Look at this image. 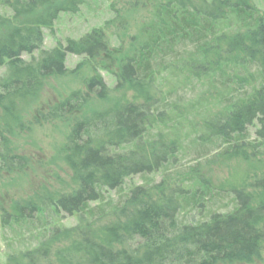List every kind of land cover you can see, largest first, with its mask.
<instances>
[{"label": "trees", "instance_id": "obj_1", "mask_svg": "<svg viewBox=\"0 0 264 264\" xmlns=\"http://www.w3.org/2000/svg\"><path fill=\"white\" fill-rule=\"evenodd\" d=\"M87 1L0 0V68H5L0 76V168L5 171L26 167L28 160L13 153V141L30 131L32 124L24 121V113L38 101L46 82L66 74V56L95 59L107 53L98 30L79 40H67L64 46L42 48L43 30H52L60 14H74ZM232 1L176 0L163 7L164 18L160 15L154 39L147 43L151 46L119 65L113 91L121 97L76 119L58 152L74 188L68 193L42 189L13 203L11 214L2 216V226L9 231L15 223L31 224L37 215L57 219L60 214H78L77 225L65 228L45 221L50 225L46 236L35 247L7 254L5 264H249L259 259L264 246V200L255 203L253 192H264V174L253 179L245 175L238 184L225 181L235 210L213 213L208 222L198 224L184 225L178 219L184 201L198 207L210 193L209 183L197 169L189 174L190 187H183L179 179L176 184L162 180L151 187L131 188L121 205L108 210L89 208L90 203L100 201L102 189H120L133 176L152 174L176 161L177 145L161 143L160 132L157 141L146 137L160 95L157 80L161 71L155 57L159 43L168 41L159 36L167 31L164 35L174 38L164 46L166 51L161 50L174 54L171 50L178 42L185 45L177 38L180 22V32L189 31L199 58L187 63L192 77L198 78L199 71L232 77L241 71L240 84H257L249 94L232 98L224 112L205 124L209 139L228 145L219 156L243 161L255 157L257 152L250 155L247 149L256 147L243 138L253 126L258 146L264 145V18L252 17L248 0ZM230 12L236 13L243 30L218 35L217 24ZM35 52L39 53L36 58L32 57ZM23 55L31 56L30 60H23ZM209 57L214 59L209 62ZM84 86V94L72 93L39 113L34 122H54L79 113L90 95L97 102L109 101L111 91L98 74ZM125 93H131L130 100ZM199 141L206 143L202 137Z\"/></svg>", "mask_w": 264, "mask_h": 264}, {"label": "rangeland", "instance_id": "obj_2", "mask_svg": "<svg viewBox=\"0 0 264 264\" xmlns=\"http://www.w3.org/2000/svg\"><path fill=\"white\" fill-rule=\"evenodd\" d=\"M175 1L89 0L74 14H60L52 30H43V50L53 49L58 44L64 46L67 40H79L98 30L104 36L107 53L95 59L68 54L65 60L66 74L48 80L38 101L24 113V121L32 125L29 126V132L15 138L13 153L25 157L28 163L21 170L5 171L0 168V264H5V257L9 253L35 247L46 236L50 225H55L54 222L65 228L77 225L78 214L73 216L60 214L57 219L37 215L31 220V224L15 223L9 231L8 227L2 226V216L11 214L13 203L23 202L42 189H47L50 193H68L74 188L70 172L64 165L61 155H58L73 122L83 115H90L92 111L106 107L110 102L121 97V93L113 91L119 65L127 59L135 58L143 47L151 46L147 43H151L154 39L156 33L154 29L161 18L160 15L164 13L163 7ZM240 1L234 0L232 3ZM248 6L254 12L253 18H264V0H248ZM235 14L230 12L217 24L215 30L218 35L229 36L243 30ZM182 25L183 23L180 22L179 29L176 28L179 34L177 38L185 45L182 46L178 42L179 44L171 50L174 54L165 55L161 52V50L166 51L164 46L171 44L174 38L169 40V36L164 35L167 31L159 36L168 41L165 44L159 43V56L155 57L154 63L161 71L157 80L160 95L153 114L149 117V131L146 137L150 142L157 141L158 133H162L161 143L170 141L177 145L173 154L176 161L152 174L133 176L126 180L120 189H102L100 201L90 203V209L108 210L110 207L121 205L131 188L151 187L162 180L176 184V179H179L183 181V187H190L189 174L191 170L197 169L204 181L209 183L210 193L201 199L203 205L198 207L184 201L185 208L178 219L184 225L208 222L211 214L225 215L236 208L230 195L225 192L230 189L224 184L225 181L238 184L245 175L253 179L264 174V145L258 146L260 142L255 136L256 126L248 128L246 136H243L246 142L256 147L252 151L247 149L250 155L257 152L255 157H251L248 161L227 160L220 157V153L228 145L213 138L209 139L205 129L206 123L215 120L216 116L226 110L232 98L249 94L257 84H240L241 80L237 77L244 75L241 71L233 76L237 80L228 74L217 73L212 76L203 71L195 72L198 78L192 77L193 71L187 63L199 58L195 56V45L189 40V31H185L184 34L180 32ZM223 45L224 41L220 43V47L223 48ZM156 50L157 48L153 49ZM38 55L39 53L35 52L32 57L36 58ZM30 58L31 56L28 55L22 56L25 61H29ZM213 59L214 57H209L207 61ZM204 64L200 65L203 67ZM4 72L5 68H0V76ZM96 74L102 77L111 91L109 101L97 102L94 96L90 95L86 106L79 113L54 122L39 124L34 122V117L39 113L66 99L72 93L80 91L84 94L85 81ZM125 95L130 100L131 93ZM201 137L206 143L199 141ZM165 145L169 146V144ZM251 182L250 180L248 183ZM221 186H223L222 190H220ZM247 190L251 191L249 188ZM253 193H255V203L260 202L262 198L264 200V192L256 190ZM45 221L50 225H46ZM249 264H264V246L259 259Z\"/></svg>", "mask_w": 264, "mask_h": 264}]
</instances>
